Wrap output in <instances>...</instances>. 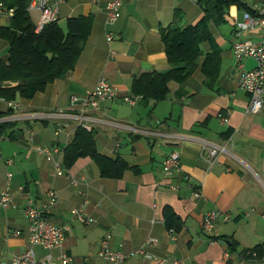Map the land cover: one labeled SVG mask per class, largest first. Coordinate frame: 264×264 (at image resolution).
<instances>
[{
	"label": "crops",
	"instance_id": "0c3cea01",
	"mask_svg": "<svg viewBox=\"0 0 264 264\" xmlns=\"http://www.w3.org/2000/svg\"><path fill=\"white\" fill-rule=\"evenodd\" d=\"M239 1L243 6L229 5L219 23L209 22L212 37L201 44L186 81L170 80L158 99L139 94L135 105L123 100L133 93L135 80L170 69L161 28L197 24L205 16L202 5L198 0H122L119 18L108 23L109 0L62 2L58 23L64 30L69 18L95 15L75 68L31 97L19 92L11 101L0 97V193L10 172L13 196L11 207L0 205V264L25 252L27 201L41 207L50 189L59 200L49 217L66 227L64 250L72 264H159L133 253L149 237L158 242L146 246V252L168 257L164 264L176 259L185 264H264V107L247 112L250 95L238 85L241 69L233 53L236 42H257L264 30L241 26L244 13L254 11L259 0ZM31 15L36 23L39 14ZM8 24L3 18L2 26ZM9 57V43L0 36V62L8 63ZM256 65L253 57L243 61L248 70ZM101 78L117 85L121 96L89 111V131L100 154L128 164L121 177L102 176L90 155L68 153L80 127L77 119L43 116L60 108L78 112L81 105L71 108V96H83ZM18 84L2 81L0 89ZM221 112L228 115L227 123L218 117ZM58 123L67 125L56 134ZM202 140L225 145L230 153L209 163ZM37 147L60 148L56 159L64 174H56L54 161ZM171 152L180 154L181 168L166 174L163 163ZM195 188L201 189L200 197ZM74 209H82L91 222L82 223ZM212 209L229 212L231 219L219 221L208 233L203 220ZM169 213L174 214L173 227L167 224ZM107 235L111 249L127 254L124 261L98 256ZM213 235L221 239L212 241ZM254 248L260 251L258 260L247 255ZM36 250L39 256L48 252L40 246ZM52 253L57 256L60 250Z\"/></svg>",
	"mask_w": 264,
	"mask_h": 264
},
{
	"label": "trees",
	"instance_id": "16d2710c",
	"mask_svg": "<svg viewBox=\"0 0 264 264\" xmlns=\"http://www.w3.org/2000/svg\"><path fill=\"white\" fill-rule=\"evenodd\" d=\"M14 9V15L7 26L0 28V36L9 43L8 63L0 62V82L18 80L16 87L0 89V97L7 101L21 96L31 97L43 91L47 84L56 78H63L72 71L85 47L92 31L95 15H80L67 20L64 30L58 22L49 24L40 33L35 31L36 23L28 10L31 0H2ZM204 8L205 16L192 26H167L161 28V36L170 62V69L164 73L144 74L134 82L133 93L142 97L161 98L167 92L170 80L183 84L192 74L201 44L210 40L212 35L209 22L216 23L223 18L231 4L243 6L239 0H198ZM250 11V8L247 9ZM74 156L90 155L100 167L102 176L121 177L129 168L122 160H112L100 154L95 145L93 132L78 127L68 153ZM174 214L169 213L166 220L173 227ZM216 240L221 239L219 236ZM255 253V254H254ZM253 260L261 258L257 248L247 252Z\"/></svg>",
	"mask_w": 264,
	"mask_h": 264
},
{
	"label": "built area",
	"instance_id": "2783aa9c",
	"mask_svg": "<svg viewBox=\"0 0 264 264\" xmlns=\"http://www.w3.org/2000/svg\"><path fill=\"white\" fill-rule=\"evenodd\" d=\"M65 0H31L28 10L30 12L37 11L39 18L36 22L35 31L40 33L49 24L58 22L60 6ZM122 0H109L107 4L108 23H114L120 16V8ZM14 15V9L8 7L0 0V28L2 27V19L10 18ZM243 27L248 29L262 28L264 30V0H259L254 11L247 10L244 13ZM108 39L113 38L112 32H108ZM234 56L241 69L238 85L250 95V101L247 106L248 113H258L264 107V34L261 40L253 42L251 40L238 41L233 46ZM253 57L257 65L252 69H245L243 61L246 58ZM121 96V89L105 78H101L96 86L86 92L83 96L72 95L70 98V107L81 105L78 112H66L60 108L55 112L45 113L44 117H67L77 119L80 126L91 130L88 123V113L91 109H98L101 102L105 100L117 99ZM141 96L135 93H130L123 96V100L131 105H135ZM15 105V104H14ZM220 120L224 123L228 122V115L223 112L218 114ZM67 124H57L56 134H59ZM138 132L141 130L136 129ZM202 146L207 151L206 159L209 163H213L220 153H230L227 146L217 144L208 140H202ZM39 151L44 153L47 159L54 161L56 174H64L62 163L56 159V155L60 153V148L55 147L50 149L47 147H37ZM181 159L178 152L169 153L163 163V170L166 174L180 170ZM7 182L3 191L0 193V205L4 208H9L13 205V196L10 188L11 173L7 172ZM72 183L77 184L78 180L72 178ZM191 186V185H189ZM192 187V186H191ZM194 195L200 197L201 189L195 188ZM59 200L58 193L55 189L48 191L46 200L41 207L35 205L33 199H28L25 208V214L29 222V242L28 247L20 255H14L11 258L10 264H72L73 258L64 250L66 239V227L56 225L51 222L49 214L51 207ZM73 214L84 224L91 222V219L86 217L82 209H74ZM231 219V214L221 209H212L206 212L203 220V230L211 233L219 221H228ZM174 235V234H173ZM175 238V235L173 236ZM218 236H211L212 241ZM110 235H107L102 242L98 256L102 259L120 263L127 258V254L121 250H113L109 246ZM158 240L154 237H149L145 241V246L134 250V254L147 257H153L159 264H164L169 261L168 257L151 256L146 252V246L155 245ZM40 246L47 250V254L39 256L36 248ZM60 250L57 256H54L53 250ZM255 254V253H254ZM173 264H185L182 260H173Z\"/></svg>",
	"mask_w": 264,
	"mask_h": 264
},
{
	"label": "rangeland",
	"instance_id": "374dc122",
	"mask_svg": "<svg viewBox=\"0 0 264 264\" xmlns=\"http://www.w3.org/2000/svg\"><path fill=\"white\" fill-rule=\"evenodd\" d=\"M38 14H39V13H38L37 11H34V12H33V15H34L35 17H37Z\"/></svg>",
	"mask_w": 264,
	"mask_h": 264
}]
</instances>
